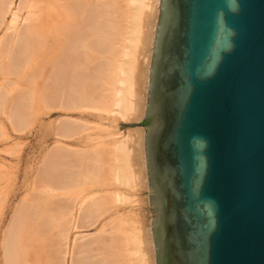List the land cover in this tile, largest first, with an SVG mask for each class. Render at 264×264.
Here are the masks:
<instances>
[{
  "label": "bare ground",
  "instance_id": "obj_1",
  "mask_svg": "<svg viewBox=\"0 0 264 264\" xmlns=\"http://www.w3.org/2000/svg\"><path fill=\"white\" fill-rule=\"evenodd\" d=\"M160 2L23 0L13 10L14 0H0V28L6 25L0 38V74L7 79L18 78L9 80L10 86H15L8 113L12 129L21 132L32 123L35 113L31 111V116L28 111L36 105V98L47 110H91L114 122L105 136L90 135L92 141L99 140L91 147L68 150L69 154L62 149L63 144L55 143L45 153L35 178L36 195L16 211L10 223V264H16L13 251L19 246L14 250L13 241L26 220L31 223V236L37 239V245L33 243L34 248H30L36 253L42 249L45 234L57 229L54 241H45L44 249H48L45 252L52 264H62L68 253L63 239H67L69 230L95 225L115 208L116 202L134 203L130 196L138 195L139 206L151 205L146 129L134 126L122 133L118 125L122 120L137 122L146 113ZM21 14L25 15L17 26ZM8 15L11 17L6 22ZM34 62L38 66L27 73L25 70ZM39 77L43 79L41 88H35ZM6 91L2 86L0 94ZM77 120L59 122L57 135L72 138L96 127H90L89 120ZM62 166L70 170H61ZM85 186L91 188L85 190ZM59 191L68 197L51 201L52 192ZM136 210H124L125 215L118 218L108 217L100 233L84 244H75L74 237L70 264H157L152 220L146 214L142 218Z\"/></svg>",
  "mask_w": 264,
  "mask_h": 264
},
{
  "label": "water",
  "instance_id": "obj_2",
  "mask_svg": "<svg viewBox=\"0 0 264 264\" xmlns=\"http://www.w3.org/2000/svg\"><path fill=\"white\" fill-rule=\"evenodd\" d=\"M146 128L157 264H264V0H161Z\"/></svg>",
  "mask_w": 264,
  "mask_h": 264
},
{
  "label": "rangeland",
  "instance_id": "obj_3",
  "mask_svg": "<svg viewBox=\"0 0 264 264\" xmlns=\"http://www.w3.org/2000/svg\"><path fill=\"white\" fill-rule=\"evenodd\" d=\"M21 1L23 0H14L13 10H15L18 7ZM9 15L7 16L6 22L10 20L11 16ZM23 15L25 14L19 15L18 20H17V26H20L22 24L21 21L23 20L22 19V17H24ZM5 29H6V25L4 24L0 28V38L2 37L1 35H3V32ZM43 53H45V51ZM142 58H143L142 55L138 57L139 60H141ZM35 65L38 66V64L35 62L30 64L29 67L25 71H27L28 73L29 71L28 69L30 68L31 70V68L32 69L35 68ZM40 78L41 77H39L38 82L35 84V88H41V86H39V83L41 84L42 81L40 80H43V79H40ZM5 79H6V83H5ZM9 80L16 81L18 80V78H15V76H10V78L7 79L4 77V75L0 74V85L6 86L8 89V91L5 92L6 94L4 95L0 94V102L2 104L1 109H0V199H1L0 200V264H10V223L12 222V219L14 215L16 214V211L20 207H24V205L30 203L31 202L30 199H32L33 196L35 197L36 195L35 190H34L36 187L35 178L38 174V171L41 169V166H43L44 157H46L45 153L46 152L48 153L49 150H51V148H54L56 145H58V143L60 145L63 144L61 145V147L62 149H65L64 152H67L68 150L73 151V149H78L82 147H88V146L91 147L94 143L99 142V140L92 141L90 139V135H93L95 137L98 135L105 136L106 133L110 132L113 129L110 127V124L113 123V125L112 124L111 125L112 127L114 126V122H111L109 118L108 119L107 117L102 118L95 111L93 112L91 110H74L73 111V110H65L62 108L47 110L46 108L42 106L41 103H39L38 101L39 98H36L37 102L35 101V103L37 106L34 105L35 103H33L34 109L30 107L29 109L30 111H28L29 115H31L30 113L31 111H32V114L35 113L33 114L34 117H33L32 123L28 127H26L24 131H21V132H17L16 130L14 131V129H12L14 127H13V124H11L12 122L9 118L8 113H10V110L12 107L11 102L14 101V96H13L14 91L12 89L15 86L14 87L10 86ZM20 85L22 86L23 84L20 83ZM2 86H0V89ZM38 105L40 107H38ZM31 116H30V119H32ZM73 118H74V121L76 120V118L80 121L81 119L84 121L89 120L90 127L96 126L99 128L93 127V129L85 131L82 134L74 136L72 138H64V137H60L59 135H57L56 129H57L58 123L68 121L69 119L73 121ZM143 118L144 116L138 121H141ZM102 119L103 120L106 119L107 121L106 120L103 121ZM129 122H136V121H133V120L123 121L122 120L120 124L118 125V127L121 128L122 133H124L126 129L128 128V126H126L125 124ZM106 127H108V129H105ZM121 136L122 135H119L118 137H121ZM71 151H68V153L69 152L71 153ZM65 167L66 166L64 167L62 166L61 170H63ZM66 168L70 170L69 167H66ZM89 188L91 187L85 186V190ZM84 192L85 191L83 190L82 195H84ZM137 193H141V191L138 190ZM52 194H53L52 197H50V199H52L51 201H54V199L57 200V198L59 199L61 198L60 200H62L63 197H66L68 195L67 194L65 196V193H63L62 191L52 192ZM60 194H63L64 196ZM142 194H145V191H142ZM28 196L30 198H28ZM130 198H131L130 200H135V202L134 203L116 202L115 208L111 212H109L107 215L103 216L95 225L89 226L87 228L81 227L79 229L73 228L69 230L67 239L62 238L65 241L67 240L66 242L64 241V243H66V247H68V253L66 255V259L64 260L65 262L63 261L64 263L62 264H70L72 250H73L72 246L74 243V237L77 238V241H75V244L77 243L78 245L84 244L89 238L95 236V234L97 235L100 233L99 230L102 227L103 222L105 221V219H107L110 216H112L113 218H118L120 216L125 215L124 214L125 212L123 213L124 210L129 211V209H131L132 211H134V208H137L136 213L139 215V210H140V212L142 213V218H144L146 214V217L149 220L154 219L155 212L153 210L154 208L153 209L151 208V205L150 206L148 205V207L147 205L139 206L140 202L138 201V195L130 196ZM79 201L80 199L77 200L78 203ZM126 206H129V207H126ZM77 209H78V205H77ZM26 221L21 225L23 227H18L17 237L13 241L14 243L12 242L13 245H15L14 250H17L18 246L21 249L20 250L18 248V251H20L19 253L18 251H13V257L16 259L14 261L16 262V264H43V263L52 264L49 260L50 255L49 253H47L48 249H44V248H45V241L46 243H50V242L52 243L54 241L55 237L53 236L55 234V231H57V229L56 228L50 229L49 232L50 233L52 232V233L51 234L47 233V235L45 234L46 239L43 238L41 242L42 249H39L40 252L38 251V253H36L35 251L33 252L32 249L30 248L31 247L34 248V245H37L34 243V241L37 239L36 237L31 236V229H30L32 228L30 227L31 223L28 220ZM150 225L152 226V223ZM20 233H21V236H20ZM20 238L22 239V241ZM30 238L32 239V241ZM4 250L6 251V253ZM70 250H71V255H70ZM14 252H15V255H14ZM37 257L39 260L37 259Z\"/></svg>",
  "mask_w": 264,
  "mask_h": 264
}]
</instances>
